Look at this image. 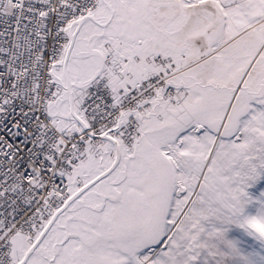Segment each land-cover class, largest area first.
I'll return each mask as SVG.
<instances>
[{
  "label": "snow or ice",
  "instance_id": "1",
  "mask_svg": "<svg viewBox=\"0 0 264 264\" xmlns=\"http://www.w3.org/2000/svg\"><path fill=\"white\" fill-rule=\"evenodd\" d=\"M0 264H264V0H0Z\"/></svg>",
  "mask_w": 264,
  "mask_h": 264
}]
</instances>
